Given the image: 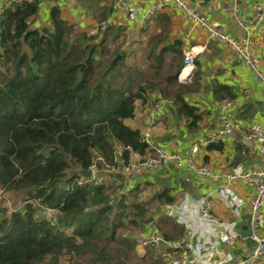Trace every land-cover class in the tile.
<instances>
[{
    "label": "trees",
    "instance_id": "trees-1",
    "mask_svg": "<svg viewBox=\"0 0 264 264\" xmlns=\"http://www.w3.org/2000/svg\"><path fill=\"white\" fill-rule=\"evenodd\" d=\"M38 10L39 0L5 11L0 38V57L5 60L0 69V187L23 201L57 208L58 214L54 219L37 217V205L31 202L12 212L1 207L0 264H60L67 254L82 258L95 250V240L115 233L117 222L123 225L125 214L138 213L131 215L136 222L147 212L139 203H127L119 191L112 195L111 185H80L78 173H69L74 166L89 169L93 164L103 172L106 165L112 168L119 159L129 160L133 152L146 154L141 130L126 120L135 116L137 101H146L145 94L156 91V85L135 86L132 76H120L110 65L96 75L91 45L82 70L77 47L87 49L86 43L96 36L72 37L74 28L57 7L51 8L52 27L30 31L29 20ZM181 108L199 118L196 108L182 101ZM118 145L123 147L120 156ZM157 199L175 201L167 191ZM66 227L73 231L68 233Z\"/></svg>",
    "mask_w": 264,
    "mask_h": 264
},
{
    "label": "crops",
    "instance_id": "crops-1",
    "mask_svg": "<svg viewBox=\"0 0 264 264\" xmlns=\"http://www.w3.org/2000/svg\"><path fill=\"white\" fill-rule=\"evenodd\" d=\"M114 1L39 0V10L30 18L28 29L43 32V29L52 27V7L59 8L62 17L70 24L75 23L81 28L87 27L88 23L80 20L89 16L93 3L98 4L100 7L98 12L107 14L103 16L102 22L107 18L113 22L112 26L115 27L110 28L108 32H112L115 41L121 44V49L116 52L114 59L119 54L122 58L116 64L123 63L133 51L135 56L131 59L134 62L138 46L142 47L141 43L145 42L148 51L146 55L148 66L142 69L135 65V61L136 69H132V76L143 78L138 84L147 81L154 83L156 91L145 94L146 101H137L136 114L126 120L127 124L141 130L142 134L149 132L157 143L163 145L169 152H180L185 159L193 147H198V162L209 166L210 175H201L187 164L179 167L173 162L162 170L146 171L135 178L128 177L120 170H108L107 183L108 186H112L113 192L125 194L127 201L138 199L143 194V187H148L153 189L155 199L158 193L167 191L175 201H179L186 192L198 197L217 188L226 181L223 175L238 165L245 171L264 168V154L247 147L242 142L240 133H235L234 136L221 135L218 141L208 142L211 135L218 133V125L226 115L237 122L259 123L264 126V83L259 75L242 61L226 42L209 40L206 31L195 25L174 1L166 0L162 11L146 29L140 27L139 21L129 19L124 11L115 8ZM185 1L214 26L237 39L243 37L245 31L238 25L234 13L237 12L242 19L249 20L253 17L255 3L264 2V0ZM113 3L114 10L111 9L109 12L108 6H112ZM10 7L8 0H0V38L7 23L5 11ZM84 30L87 36L100 34L97 33V25L91 30ZM194 46H199L200 51L194 58V66L190 67L187 75H183L182 69L185 66L183 50L185 47ZM250 48L258 59L259 71L264 74V22L251 31ZM170 86H174L175 89L167 93ZM224 98L233 100L235 107L224 110L221 103ZM181 101L196 108L194 113L199 118L195 119L189 110L181 108ZM152 113L155 121L153 123L148 120ZM117 147L120 156L123 147L121 145ZM72 168L69 174L78 173V168L82 167ZM234 186L247 202L242 208V214L234 216L219 198L213 199V211L226 221H236V227L243 239L232 251L235 257L240 259L245 257L253 246L246 236L249 233L250 222L249 202L254 189L242 179H238ZM9 193L21 198L18 194ZM136 203L143 205L141 202ZM173 226L174 232L180 233L178 230L180 228L182 233L183 228L180 224L174 223ZM168 232L164 233L174 237L172 232ZM160 261L168 264L165 260ZM257 264H264V257Z\"/></svg>",
    "mask_w": 264,
    "mask_h": 264
},
{
    "label": "built area",
    "instance_id": "built-area-1",
    "mask_svg": "<svg viewBox=\"0 0 264 264\" xmlns=\"http://www.w3.org/2000/svg\"><path fill=\"white\" fill-rule=\"evenodd\" d=\"M36 1L8 0V4L14 6ZM172 1L185 12L195 25L206 31L209 40L226 42L237 56L259 75L264 83V74L259 71L258 59L250 48L251 31L257 29L264 22V2L255 3L253 17L249 20L242 19L237 12L234 13L238 25L245 31V35L237 39L214 26L185 0ZM165 2L166 0H116L114 7L124 11L129 19L139 21L140 27L146 29L162 11ZM103 24L106 25L105 29L113 22L108 19ZM199 51V46L184 48L185 66L182 72L194 66V58ZM221 103L224 110H231L235 107L234 101L229 98H224ZM148 120L152 123L155 122L153 113L148 116ZM235 133H240L241 140L247 147L264 154V126L259 123L237 122L228 115L222 118L218 125V133L211 135L208 142L213 143L218 141L221 135L234 136ZM143 142L147 147L146 154L140 155L133 152L129 160L119 159L117 166L110 168L109 165H106L103 172L93 164L89 168L93 171V176L88 179L78 174L77 183L83 185L95 182L99 185H108L106 174L108 170H120L128 177L135 178L146 171L162 170L172 162L179 167L187 164L201 175H210L209 166L198 162V147H193L188 158L185 159L180 152H169L163 145L157 143L149 132L143 134ZM101 160L103 161V159ZM223 176L226 181L204 195L195 197L186 192L179 201L163 202L165 214L174 218L182 226V233L178 237H169L161 231L153 219V222H149L146 231L141 235L139 257L144 258L143 251L149 249L168 264H257L264 257V168L245 171L241 165H238ZM238 179H242L254 189L253 197L249 202L250 222L249 233L246 236L253 246L250 252L240 259H237L232 251L243 239L241 232L236 227V221H226L213 211V199L219 198L234 216L238 217L242 214V208L247 202L234 186ZM26 202L37 205V217L54 219L57 216V208L46 207L33 202V200L22 201L21 206L7 207L11 204L10 193L0 187V206L5 204L10 212L21 210Z\"/></svg>",
    "mask_w": 264,
    "mask_h": 264
},
{
    "label": "rangeland",
    "instance_id": "rangeland-1",
    "mask_svg": "<svg viewBox=\"0 0 264 264\" xmlns=\"http://www.w3.org/2000/svg\"><path fill=\"white\" fill-rule=\"evenodd\" d=\"M116 1V0H115ZM114 1V2H115ZM113 2V1H112ZM114 3L112 6H108L109 12L113 8ZM107 7V6H106ZM110 7V8H109ZM100 7L98 4L93 3L91 9L89 10V16L85 17L84 19H81L80 21L88 23L87 27L81 28L79 25L75 23H71V25L74 28V32L72 37H79L82 35H87L86 30H91V28H95L97 25V33H100L98 36H96L95 39L90 40L88 43H86L87 49L77 47L76 53L78 54L79 59H81V65L82 70L86 68V57L88 55V52H90V46L92 47V50H95V54L93 55L92 63L94 64V72L96 75L103 72L107 65H110L112 68L115 67V71L121 76L123 74L132 76L133 70L136 69L135 65L140 66L142 69L144 67L148 66V63L146 62V55L148 53L147 47H145V42L141 43L142 47L139 45L137 49V57H135V65L131 57L135 56V52H131V54L125 59L123 63H115L113 66L111 63L114 60V56L116 52L121 49V44L115 41V35L112 32H108L110 28H113L115 26H107L108 28L104 29L105 24H103L105 21H107L109 18H107L105 21L102 22L103 16H106L104 14H101L102 11L98 12ZM98 23V24H97ZM104 42H103V41ZM85 50V53L83 52ZM0 52H3L2 49H0ZM75 54V53H74ZM0 69L2 68L3 63L5 60L0 57ZM129 58V59H128ZM133 69V70H132ZM150 71H152L150 69ZM148 76V74H147ZM133 77V76H132ZM154 77V76H153ZM134 78V85H138V83L143 78H138L136 75ZM148 78V77H147ZM151 78V77H149ZM149 83L148 81L143 83L146 84ZM174 86L168 87V92L174 91ZM117 192H114L112 195H116ZM11 204L9 208H13V206H21L23 198H18L15 195H10ZM131 200H134V202H141L143 206L147 209V212L145 215L141 216L137 219L136 222L131 221V215L132 217L136 216L138 213L131 212V215L125 214L122 217L123 225H121L119 222L116 223L115 227V233L112 236H104L102 239H97L94 241V247L95 250H89L84 256L78 257L77 255L71 256L69 254L63 255L61 260V264H163L160 263L161 259L158 257V255L155 254L154 251H151L149 249L144 250V258L139 257V246L141 245V235L144 231H146V228L149 225V222L155 221L157 226L161 229L163 232H172V235L175 237V235L181 234V229L178 228L179 232H174V223L176 220L172 217H169L163 212V201L159 199H155V194L153 189H148V187H143V194L141 196L135 199H128L126 202L129 203ZM16 202V203H15ZM5 207V204H2L0 206ZM129 212V211H128ZM58 214V213H57ZM56 214V215H57ZM55 215V216H56ZM172 218V219H171ZM111 220H113V214L111 216ZM152 221V222H153ZM148 223V224H147ZM147 224V225H146ZM146 225V226H145ZM145 227V230H143ZM67 230L68 233L72 232V228H65V231ZM169 233V232H168ZM101 252L103 254V259L98 257L97 252ZM158 261V262H156Z\"/></svg>",
    "mask_w": 264,
    "mask_h": 264
},
{
    "label": "water",
    "instance_id": "water-1",
    "mask_svg": "<svg viewBox=\"0 0 264 264\" xmlns=\"http://www.w3.org/2000/svg\"><path fill=\"white\" fill-rule=\"evenodd\" d=\"M122 56L119 54L115 57L111 65L113 66L117 61L121 60ZM78 174L82 175L85 178L90 179L93 176V171L91 169L78 168ZM94 208H91L93 210Z\"/></svg>",
    "mask_w": 264,
    "mask_h": 264
},
{
    "label": "bare ground",
    "instance_id": "bare-ground-1",
    "mask_svg": "<svg viewBox=\"0 0 264 264\" xmlns=\"http://www.w3.org/2000/svg\"><path fill=\"white\" fill-rule=\"evenodd\" d=\"M188 71H189V68L188 69H185L182 74L183 75H187Z\"/></svg>",
    "mask_w": 264,
    "mask_h": 264
}]
</instances>
